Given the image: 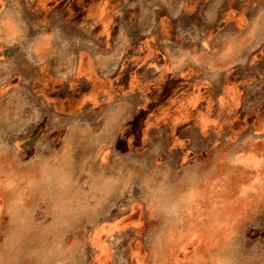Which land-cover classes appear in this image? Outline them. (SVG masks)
<instances>
[{"label": "crops", "instance_id": "1", "mask_svg": "<svg viewBox=\"0 0 264 264\" xmlns=\"http://www.w3.org/2000/svg\"><path fill=\"white\" fill-rule=\"evenodd\" d=\"M0 47V80L23 82L0 90V172H81L98 145L125 162L219 151V172L264 177V0H0ZM248 193L227 207L254 232L219 234L232 264H264V187Z\"/></svg>", "mask_w": 264, "mask_h": 264}, {"label": "rangeland", "instance_id": "2", "mask_svg": "<svg viewBox=\"0 0 264 264\" xmlns=\"http://www.w3.org/2000/svg\"><path fill=\"white\" fill-rule=\"evenodd\" d=\"M5 51L0 47V58ZM14 83L23 87L22 81L0 80L5 84L0 90ZM80 147L85 157L90 144L85 140ZM95 149V159L83 161L81 172H0V196L7 203L3 215L0 208V264H40L30 253L43 259L38 249L45 241L58 243L63 253L48 264H232L239 253L219 234L238 227L254 232L253 224H235L247 209L227 206L247 200L248 189L262 190L264 177L219 172L232 168L230 160L219 162V151L210 160L178 164L148 158L125 162L115 151ZM255 151L253 167L261 170L264 146ZM122 163L126 171L120 170ZM240 165L248 167L246 161ZM186 181L187 190L178 191ZM11 184L15 194L8 193ZM69 200L76 211L64 223L56 209ZM56 225L60 229L49 235ZM263 227L256 225V232Z\"/></svg>", "mask_w": 264, "mask_h": 264}, {"label": "clouds", "instance_id": "3", "mask_svg": "<svg viewBox=\"0 0 264 264\" xmlns=\"http://www.w3.org/2000/svg\"><path fill=\"white\" fill-rule=\"evenodd\" d=\"M58 215L62 218V222L66 223L64 217L68 216L69 214H72L76 211V207L73 204V201H64L60 203L57 206L56 209ZM60 229V225L53 226L52 229H50L47 233L49 235L54 234ZM15 246V245H13ZM38 251L43 253V259L38 257L34 251L30 253V255L35 256L39 259L40 264H48L49 258L62 256L63 253L60 251V246L58 243H53L51 246L47 244V241H45L44 245L41 249H38ZM57 264H65V261L57 260Z\"/></svg>", "mask_w": 264, "mask_h": 264}]
</instances>
